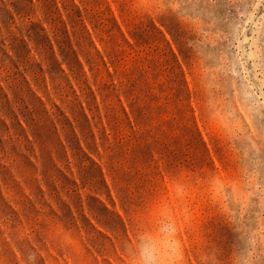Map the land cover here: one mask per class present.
Listing matches in <instances>:
<instances>
[{"label":"rangeland","instance_id":"1","mask_svg":"<svg viewBox=\"0 0 264 264\" xmlns=\"http://www.w3.org/2000/svg\"><path fill=\"white\" fill-rule=\"evenodd\" d=\"M0 264H264V0H0Z\"/></svg>","mask_w":264,"mask_h":264}]
</instances>
